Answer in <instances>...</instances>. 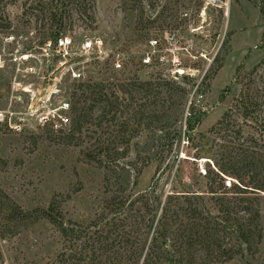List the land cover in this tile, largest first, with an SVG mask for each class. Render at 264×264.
<instances>
[{
	"label": "rangeland",
	"instance_id": "rangeland-1",
	"mask_svg": "<svg viewBox=\"0 0 264 264\" xmlns=\"http://www.w3.org/2000/svg\"><path fill=\"white\" fill-rule=\"evenodd\" d=\"M24 1L4 11L22 50L96 36L125 62L123 71H90L71 90L72 121L87 116L71 134L0 130V264H50L72 249L58 228L88 223L121 188L133 204L147 195L156 216L176 199L186 225L188 204L203 210L204 240L189 247L203 255L193 264H264V0H93L61 24L22 16ZM183 9L194 30L187 75L170 81L140 67L138 54L151 35L179 27L188 38ZM8 77L0 68V98ZM216 171L243 190L218 194ZM238 224L249 231L241 256Z\"/></svg>",
	"mask_w": 264,
	"mask_h": 264
},
{
	"label": "built area",
	"instance_id": "built-area-1",
	"mask_svg": "<svg viewBox=\"0 0 264 264\" xmlns=\"http://www.w3.org/2000/svg\"><path fill=\"white\" fill-rule=\"evenodd\" d=\"M190 15V9L178 14V24H186L188 38L182 36L179 27L147 38L138 54L140 67L170 81L187 75L182 58L190 57L194 33L189 26ZM11 30L1 39L0 52V68L9 67L7 87L0 98V130L4 132L21 134L28 130L53 136L67 133L72 122L71 90L83 84L94 69L124 70L123 54L109 49L99 37L75 43L59 35L22 50ZM7 45H13L9 53L4 52ZM65 90L69 93L63 99ZM216 174L222 178L215 183L218 194L241 187L234 178Z\"/></svg>",
	"mask_w": 264,
	"mask_h": 264
},
{
	"label": "trees",
	"instance_id": "trees-1",
	"mask_svg": "<svg viewBox=\"0 0 264 264\" xmlns=\"http://www.w3.org/2000/svg\"><path fill=\"white\" fill-rule=\"evenodd\" d=\"M16 1L0 0L2 34L12 28L4 11ZM92 3L93 0H25L22 16L27 12L30 15L35 12L33 16L36 21L44 19L52 24H61L63 20L70 18L72 10L84 13ZM27 25L28 21L23 20L18 23L17 30L22 32ZM88 89L93 90V87ZM89 94L97 96L99 92L93 90ZM73 97L74 93L71 94L72 99ZM81 97L83 98L76 97L74 104L81 100ZM250 105L253 107L254 103L251 102ZM85 119V114L73 118L70 134L79 128ZM120 190L104 200L101 213L88 223L58 228L61 238L66 240L72 249L68 250L69 252L64 249L57 252L50 264H193L201 260L200 256L203 254L200 250H190L189 247L194 242L199 244L204 240L205 218L202 209L188 204L185 213L188 214V219H192V223L186 225L181 219L183 215L179 214V211L184 214V210L176 199L168 198L156 216L155 207L148 202L150 199L147 195L136 199L134 202L139 206L134 207L135 203L129 202L122 188ZM157 200L156 197L152 198V201ZM236 230V240L239 242L237 250L241 256L242 245L246 250L249 247V231L243 230L242 224H238ZM207 253L209 256L210 252Z\"/></svg>",
	"mask_w": 264,
	"mask_h": 264
},
{
	"label": "crops",
	"instance_id": "crops-1",
	"mask_svg": "<svg viewBox=\"0 0 264 264\" xmlns=\"http://www.w3.org/2000/svg\"><path fill=\"white\" fill-rule=\"evenodd\" d=\"M228 27V26H227Z\"/></svg>",
	"mask_w": 264,
	"mask_h": 264
}]
</instances>
